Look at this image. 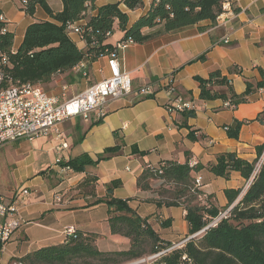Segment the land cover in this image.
Masks as SVG:
<instances>
[{
	"label": "crops",
	"instance_id": "obj_1",
	"mask_svg": "<svg viewBox=\"0 0 264 264\" xmlns=\"http://www.w3.org/2000/svg\"><path fill=\"white\" fill-rule=\"evenodd\" d=\"M119 1L96 0L95 4L101 7ZM142 1L144 8L137 11L128 10L124 5L120 7L128 14L130 26L151 8L153 0ZM48 3L55 12L63 11L62 0H48ZM233 6L234 12L226 17L224 25L210 26V22H203L166 35L158 34L162 26L146 29V34L153 35L152 40L129 44L122 50L121 67L132 74L134 93L128 98L112 100L99 124L95 119L78 118L53 129L48 136L32 141L22 139L0 148V190L6 203L11 204L18 191H29L19 201L22 227L1 251L0 264H11L42 248L64 244L68 228L96 236V246L102 252L128 250L130 240L113 235L110 230L108 206L103 202L94 204L106 197L107 186L114 181L121 182L114 191L115 198L129 200L130 206L150 221L163 240L184 243L189 234L185 210L158 209L151 201L157 198L156 194L138 188V179L145 167H157L162 162L185 165L188 154L190 164L207 165L227 152L252 163L258 158L257 149L264 145V124L256 121L264 113V89L235 110L226 107L222 100L202 102L198 96L200 88L196 78H208L217 69L229 76L240 95L246 91L247 81L256 84L263 80L260 70H264V0H234ZM0 11L6 19L7 31L14 35V52L20 48L32 23L51 20L41 8L34 18L28 17L16 0H0ZM82 24L81 21L75 25ZM70 37L79 49L86 50L80 34H70ZM121 37L117 30L113 41ZM226 39L229 43H225ZM202 55H206V60H198ZM233 66L239 67L241 74L230 75L229 69ZM78 69L79 66L71 73L56 75L49 93L62 96L66 88V99L71 100L86 88L109 78L111 72L108 57L88 64L86 78L75 72ZM165 78H170L181 94H191L197 115L188 124L208 136L207 147L188 139L190 129L179 126L180 114L168 113L166 106L171 95L159 85ZM146 84L153 86L152 97L140 94ZM235 120L248 123L238 139H231L226 126ZM56 130L65 132L68 149H56ZM117 146L122 147L120 153L97 167H89L86 172L75 173L57 165L58 160L69 162L84 154L97 161L107 149ZM133 147L145 155L133 154ZM89 175L98 178L94 196L76 191ZM196 177L202 178L200 190L220 208L228 205L227 190L242 189L240 201L249 188L248 181L239 173H232L227 180L204 169ZM167 220L170 226L163 228L161 224Z\"/></svg>",
	"mask_w": 264,
	"mask_h": 264
},
{
	"label": "trees",
	"instance_id": "obj_2",
	"mask_svg": "<svg viewBox=\"0 0 264 264\" xmlns=\"http://www.w3.org/2000/svg\"><path fill=\"white\" fill-rule=\"evenodd\" d=\"M16 1L28 17L34 18L41 8L51 19L32 23L17 52L13 51V33L7 31L0 34V48L11 61L10 66L5 67L7 76L13 82L31 83L37 87L50 84L58 74L73 72L84 61L91 65L108 57L117 50L119 44L147 43L153 35L146 34V29L162 26L158 34L166 35L203 22L215 26L218 17L225 13L222 0H153L149 12L130 26L129 16L121 10V5L137 11L144 8V1L120 0L97 7L96 0H62L64 8L61 12H55L48 0ZM81 21L83 24L78 27L86 43L85 51L79 49L68 31L70 26ZM6 26L7 22L0 21V30ZM117 30L122 37L113 41ZM198 60H206V55L200 56ZM229 73L241 74V70L233 66ZM260 74L263 80L256 84L247 81L246 91L240 95L236 93L228 75L220 69L214 70L208 78H196L200 88L199 99L202 102L222 100L230 103V109L235 110L264 89V70L261 69ZM170 97L166 108L174 107L180 97L190 103L192 101L190 93L181 94L178 90ZM196 109L193 106L191 110L171 112V115L180 114L179 126L190 129L188 139L191 142H199L207 147L210 143L208 136L188 124L190 119L196 117ZM256 121L264 124V113ZM247 123L235 120L226 126L228 136L238 139ZM121 150V146L109 148L97 161L84 154L69 162L60 161L57 165L82 173L89 167H97L101 162L111 159ZM263 151L264 145L257 149L258 158L252 163L239 158L236 153L227 152L218 155L215 162L207 165L198 163L192 166L188 154L185 165L162 162L157 166L160 171L151 169L150 165L145 167L138 179V188L156 194L157 198L151 201L158 209L183 208L186 212L189 234L180 246L163 240L150 221L143 219L130 206L129 200L115 198L114 191L121 186V182L114 181L107 186L106 197L94 204L103 202L108 206L110 230L113 235L130 240L128 250L102 252L96 246V236L76 231L75 236L67 238L64 244L42 248L20 261L24 264H125L149 259L147 264H264V163L240 201L242 189L226 191L228 205L225 208L217 207L196 185V175L204 169L227 180L232 173H239L249 181ZM133 154L145 155L137 147H133ZM156 180L163 181V184L154 189ZM97 181L96 175H89L76 191L94 196ZM225 212L226 216L216 222ZM161 225L163 228L169 227L170 220Z\"/></svg>",
	"mask_w": 264,
	"mask_h": 264
},
{
	"label": "built area",
	"instance_id": "obj_3",
	"mask_svg": "<svg viewBox=\"0 0 264 264\" xmlns=\"http://www.w3.org/2000/svg\"><path fill=\"white\" fill-rule=\"evenodd\" d=\"M234 0H222L223 8L226 9V16H219L217 25H224L227 18L233 14ZM0 21L6 22L3 15H0ZM69 34H80L81 30L78 26L73 25L68 28ZM7 29H1L0 34H5ZM225 43H229L226 39ZM129 44H119L117 50L108 56V67L110 72L109 78L102 82L86 88L84 91L75 95L70 99H66L67 89L63 90V95H52L42 87L26 88L19 87L14 89L7 88V81H13L7 76L5 67L10 66L8 54L0 48V148L9 143H13L26 139L34 140L37 138L48 136L54 129L64 125L66 122L74 119H84L100 122L107 115L108 105L115 100H121L133 95V78L132 74L124 71L120 63V52ZM1 47V46H0ZM88 62L84 61L80 64L79 69L75 72L80 73L84 78L88 77ZM167 92L172 95L177 90L174 82L170 78H165L159 82ZM140 94L144 97H152L153 86L144 85L140 89ZM230 107V103L225 104ZM193 105L180 97L174 107L167 109L168 113L182 112V110H191ZM56 149L58 151L68 149L69 143L64 131L56 130L55 134ZM264 152V151H263ZM61 160H58L60 162ZM264 163V153L258 159L255 172L252 177L260 171ZM195 164H192L194 166ZM151 169H159L156 166H149ZM252 177L248 181L247 186L252 183ZM163 184V181H154V189ZM197 187L202 186V178L197 177ZM29 195L28 190L17 192L14 201L7 204L0 190V244L1 249L7 246L11 241L14 233L22 227V220L19 215V201L21 196ZM227 212L223 213L216 222L225 217ZM76 234L74 228H68L65 231V237H73ZM64 240V241H65ZM183 244V243H182ZM139 263V262H138ZM11 264H24L21 261H14ZM134 264H137L134 263Z\"/></svg>",
	"mask_w": 264,
	"mask_h": 264
},
{
	"label": "bare ground",
	"instance_id": "obj_4",
	"mask_svg": "<svg viewBox=\"0 0 264 264\" xmlns=\"http://www.w3.org/2000/svg\"><path fill=\"white\" fill-rule=\"evenodd\" d=\"M221 16H226V9H225V13ZM17 86L19 87H26V88H36L37 86L31 84V83H21V82H13V81H7V88L8 89H14L17 88Z\"/></svg>",
	"mask_w": 264,
	"mask_h": 264
},
{
	"label": "rangeland",
	"instance_id": "obj_5",
	"mask_svg": "<svg viewBox=\"0 0 264 264\" xmlns=\"http://www.w3.org/2000/svg\"><path fill=\"white\" fill-rule=\"evenodd\" d=\"M52 85H50V84H47V85H44L43 86V88L49 93L50 91V87H51ZM42 87V86H41ZM182 244V242L181 243H179V244H176V245H178V246H180ZM149 261V259H143V260H138V261H133V263L132 262H128V263H125V264H134V263H138V262H142V264H144V263H146L147 264V262Z\"/></svg>",
	"mask_w": 264,
	"mask_h": 264
},
{
	"label": "water",
	"instance_id": "obj_6",
	"mask_svg": "<svg viewBox=\"0 0 264 264\" xmlns=\"http://www.w3.org/2000/svg\"><path fill=\"white\" fill-rule=\"evenodd\" d=\"M137 264H142V262H139V263H137Z\"/></svg>",
	"mask_w": 264,
	"mask_h": 264
}]
</instances>
